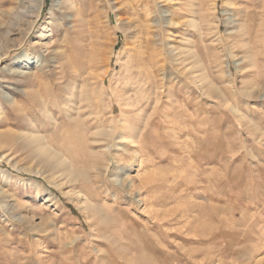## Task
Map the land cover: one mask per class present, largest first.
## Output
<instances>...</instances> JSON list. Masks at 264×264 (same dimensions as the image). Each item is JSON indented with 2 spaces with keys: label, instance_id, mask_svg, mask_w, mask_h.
<instances>
[{
  "label": "rangeland",
  "instance_id": "rangeland-1",
  "mask_svg": "<svg viewBox=\"0 0 264 264\" xmlns=\"http://www.w3.org/2000/svg\"><path fill=\"white\" fill-rule=\"evenodd\" d=\"M0 264H264V0H0Z\"/></svg>",
  "mask_w": 264,
  "mask_h": 264
},
{
  "label": "bare ground",
  "instance_id": "bare-ground-1",
  "mask_svg": "<svg viewBox=\"0 0 264 264\" xmlns=\"http://www.w3.org/2000/svg\"><path fill=\"white\" fill-rule=\"evenodd\" d=\"M56 3H57V2H56ZM62 5H63V4H62ZM57 10H58V9H57ZM67 10H68V9H67ZM74 13H75V12H74ZM162 14H163V13H162ZM164 14H165V13H164ZM164 14H163V16H165L167 13H166L165 15H164ZM73 16H74V15H73ZM73 19H74V18H73ZM77 19H78V18H77ZM75 20H76V19H75ZM79 20H80V19H79ZM169 23H170V22H169ZM73 29H74V28H73ZM91 53H92V52H91ZM89 54H90V53H89ZM181 54H182V53H181ZM189 56H190V55H189ZM149 57H150V56H149ZM192 57H193V56H192ZM90 75H91V74H90ZM82 77H83V76H82ZM197 78H198V77H197ZM80 79H81V78H80ZM86 79H87V78H86ZM86 79H85V80H86ZM204 83H205V82H204ZM86 84H87V83H86ZM202 84H203V82H202ZM73 88H74V87H73ZM211 88H212V87H211ZM74 90H75V89H74ZM99 91H100V90H99ZM82 92H83V91H82ZM100 92H101V91H100ZM215 92H216V91H215ZM26 94L31 95L30 93H26ZM34 94H35V93H34ZM83 94H84V93H83ZM75 95H77V94H75ZM79 95H80V94H79ZM26 96H27V95H26ZM37 97H38V96H37ZM75 97L78 98L77 96H75ZM25 98L28 99V97H25ZM38 98H39V97H38ZM91 98H92V97H91ZM87 99H88V98H87ZM28 100H29V99H28ZM89 100H90V98H89ZM39 101H40V100H39ZM92 101H93V100H92ZM93 102H94V101H93ZM80 103H81V101H80ZM84 103H85V102H84ZM78 104H79V103H78ZM93 104H94V103H93ZM28 105H29V104H28ZM33 106H34V105H33ZM95 106H96V105H95ZM99 106H100V105H99ZM23 107H24V106H23ZM41 109H43V107H42ZM101 111H102V110H101ZM21 112H22V111H21ZM22 114H23V113H22ZM100 114H101V113H100ZM20 116H21V115H20ZM28 116H29V115H28ZM45 116H46V115H45ZM23 117H24V115H23ZM48 117H49V116H48ZM15 119H16V118H15ZM15 119H14V120H15ZM25 119H26V118H25ZM12 120H13V119H12ZM23 120H24V119H23ZM94 120H95V119H94ZM8 121H9V120H8ZM15 121H16V120H15ZM25 121H26V120H25ZM97 121H98V120H97ZM100 121H101V120H100ZM17 122H19V121H17ZM17 122H16V123H17ZM22 122H23V121H22ZM22 122H21V123H22ZM9 123H10V122H9ZM9 123H8V124H9ZM97 123H98V122H97ZM105 123H106V122H105ZM2 124H3V123H2ZM4 124H5V123H4ZM4 124H3V125H4ZM17 124H18V123H17ZM26 124L29 125V123H26ZM62 124H63V123H62ZM106 124H108V123H106ZM106 124H105V125H106ZM109 124H111V123H109ZM6 125H7V124H6ZM12 125L14 126V124H12ZM15 125H16V124H15ZM22 125H23V124H22ZM73 125H74V124H73ZM29 126H30V125H29ZM106 126H107V125H106ZM23 127H24V126H23ZM93 131H94V130H93ZM111 131H113V130H111ZM116 131H117V130H116ZM121 133H122V132H121ZM132 133H133V132H132ZM132 133H131V134H132ZM103 134H104V132H103L101 129H98V130H96V131L94 132L93 135H95V136L100 135V136H101V135H103ZM110 134H111V133H110ZM104 135H105V134H104ZM25 136H26V135H25ZM29 136H30V137H29V138H30L29 140H31L32 142H33V141H34V142H38V141L40 142V140H42V137L39 136L37 133H35V130H33L32 133L29 134ZM115 136H116V135H115ZM59 137H60V136H59ZM97 137H98V136H97ZM109 137H110V136H109ZM111 137H112V136H111ZM104 138H105V137H104ZM128 138H129V137H128ZM105 139H106V138H105ZM109 140H110V138H109ZM111 140H112V139H111ZM93 142H94V141H93ZM103 143H104V142H103ZM105 144H106V143H105ZM42 146H43V145H42ZM50 148L53 149L52 147H50ZM50 148H49V149H50ZM49 149H47L46 147L43 149V150H44V154H45V155H43V156H45V158H46V156H50V157H51V156H54L55 158H57L56 152L54 153V152H52L51 149H50V150H49ZM90 149H91V148H90ZM39 151L41 152V149H39ZM106 152H108V151H106ZM60 158H61V157H60ZM47 159L49 160V158H47ZM60 160H61V159H60ZM58 161H59V159H58ZM58 161H57V162H58ZM109 161H110V160H109ZM88 162H89V161H88ZM59 163H60V162H59ZM112 163H113V162H112ZM57 164H58V163H57ZM57 164H56V165H57ZM58 165H61V164H58ZM63 166H65V165H63ZM106 166H107V165H106ZM58 167H59V166H58ZM61 167H62V166H61ZM67 169H68V168H67ZM72 169H73V166H72ZM68 172H69V171H68ZM78 172H79V171H78ZM78 172H77V173H78ZM70 173H71V172H70ZM74 173H75V172H74ZM65 174H66V173H64V175H65ZM68 174H69V173H68ZM64 175H63V176H64ZM75 176H77V175H75ZM80 176H81V175H80ZM80 176H79V177H80ZM114 178H115V177H114ZM75 180H76V179H75ZM77 181H78V180H77ZM119 186H120V185H119ZM22 219H23V218H22ZM21 222H22V221H21ZM214 234H215V233H214Z\"/></svg>",
  "mask_w": 264,
  "mask_h": 264
}]
</instances>
